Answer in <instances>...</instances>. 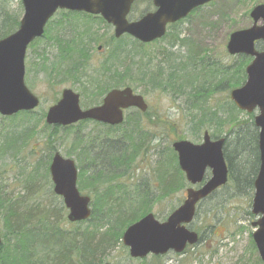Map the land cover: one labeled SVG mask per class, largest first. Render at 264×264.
Here are the masks:
<instances>
[{"label": "rangeland", "instance_id": "rangeland-1", "mask_svg": "<svg viewBox=\"0 0 264 264\" xmlns=\"http://www.w3.org/2000/svg\"><path fill=\"white\" fill-rule=\"evenodd\" d=\"M9 1V14L21 20L24 12L21 1ZM259 4H264V0H214L179 25L170 28L164 39L146 47L143 56L147 58L145 61L147 70H149L147 74L149 76L150 73H154L159 78V86L155 88L140 84L132 68L129 66L123 68L119 62H109L102 70L103 63L109 58L107 44L112 43L111 38L114 37L112 28L106 27L97 20L91 21L89 25L93 28L92 36H85L83 27L87 24H80L87 20L85 16L69 17V15L63 16L62 12L57 13L50 21L48 35L31 45L26 57V84L33 94L39 97L40 106L30 115H20L19 119L18 117L13 119L15 116L5 118L0 115V146L5 148L0 151V185L5 186L12 197L19 198L27 195L24 198L27 207L40 205L35 210L36 213L41 209L53 212L60 210L63 201L58 197H51L53 184L49 173L52 157L55 153H59L65 158L73 159L79 171H82L78 188L83 195L91 197L93 205L96 202V195L90 188L92 185L89 181L87 182V178L93 176L91 174L93 168L90 166L93 164L94 156L90 152L87 159L81 157V163L78 162L76 154L79 152L74 149L76 137L81 139L80 146L81 148L83 146V153L86 146H91L94 153L107 152L108 154L110 152L108 150L116 151L119 148H125V139H128V135H131L134 128H143L153 141L145 150L146 154L139 156L130 169L126 167L121 169L120 174L117 175L120 179L114 183L125 185L130 190L145 184L149 188L146 189L153 193V201L150 204L151 213L160 222H165L171 213L183 204L186 191L191 185L187 182L185 186L178 187L176 191L159 199L162 195L159 190V173L161 177L165 173L163 165L160 166L161 162L164 163L166 169L167 167L174 169L175 158L171 149L176 141L189 140L197 144L202 143L205 131L215 138L214 127L207 125L208 127L204 126L198 131L192 129L191 116L195 111L188 103L190 96L188 86L183 89L177 83L174 87L166 89L165 83L169 81L171 70L179 67L181 59H187L191 55L190 47L200 53L196 56V60L189 58L185 62L181 61V65L186 63L181 67L187 69V73L194 70L198 72L199 63H203V60L204 62L207 60L212 67H219L221 70L239 64L238 59L244 56L228 54L229 37L236 31L252 26L250 12ZM149 7V0H137L130 20L135 21L141 18L150 9ZM90 38L93 39L92 42ZM82 40L86 41L85 44L91 42V45L87 47L88 51L82 61L84 69L81 75L83 76L84 73L87 77L95 78L93 88H86L81 80L80 84H77L73 74L72 76L65 75L66 78H63V76L54 74L55 71H53L63 61L62 65L65 64V68L70 66L72 63L70 58L76 55L72 48H76ZM131 42L132 40L128 39L121 45L131 52L134 50ZM111 45L115 47L116 43ZM100 46L102 48L98 50ZM259 49H262V46ZM174 51L178 60L175 61L173 58L170 61L169 58L167 63H163L162 55H170ZM105 69L109 72L104 71ZM202 78L200 81L203 80ZM127 86L133 89L135 88L133 86H136V93L145 97L150 108L148 116H139L136 111H129L127 113L128 122L114 130L96 126L94 123H82L73 126L70 130L59 128L55 138L50 139L53 127L46 124L45 116L49 108L60 99L63 90L71 89L79 93L81 107L86 110L101 103L108 91ZM230 92L231 90L225 87L211 94L206 99L207 105H225ZM250 115L255 116L256 114L255 112L252 114L241 112L238 115L239 119L246 123L244 127L253 124L254 117L251 119ZM22 117L29 118L30 123L16 125L21 122ZM15 120L17 121L13 122ZM11 136L15 137L14 145L7 143ZM233 138L232 136L231 140ZM228 147L230 151L234 149L233 141L228 144ZM109 155L111 154L107 156ZM249 165L246 170H249ZM169 173L172 171L169 170ZM30 183L34 185L31 192L27 189ZM84 185L86 187L82 189ZM105 186L107 185L100 187ZM253 196L254 192L249 191L220 190L202 202L198 206L194 222L189 226L191 230L200 235L201 240L197 245L189 246L182 254L169 253L158 260L152 255L143 260L133 259L129 254V249L120 241L106 254L102 264H259L258 251H254L252 244V235L255 231L252 223L257 219L251 212ZM67 214L66 211L60 212V220L56 222L59 229L64 232L67 230L70 232L76 228H80L81 231L85 230L87 224L70 227ZM0 230L3 238L10 232L2 217H0ZM36 237L38 241L41 236ZM56 239L58 240V237ZM26 241H32V238L25 237L24 242ZM62 244L63 250L65 247L72 246L69 239H64Z\"/></svg>", "mask_w": 264, "mask_h": 264}, {"label": "water", "instance_id": "water-1", "mask_svg": "<svg viewBox=\"0 0 264 264\" xmlns=\"http://www.w3.org/2000/svg\"><path fill=\"white\" fill-rule=\"evenodd\" d=\"M135 1L21 0L24 15L19 29L0 40V114L12 116L22 111H33L39 106V98L25 84V59L28 46L43 37L46 26L57 11L101 16L114 26L117 39L129 35L148 44L162 39L168 25L188 17L195 9L213 0H153L156 8L154 12L137 21H129L128 16ZM250 17L253 25L232 33L227 51L231 56L245 55L253 58L246 68V83L231 91L230 98L239 110L250 114L257 112L254 122L259 129L260 167L254 182L252 214L258 219L252 224L256 228L252 237L264 264V50L259 52L256 49L257 43H264V4L255 6ZM130 108L143 112L147 110L144 98L134 94L130 87L110 91L101 106L86 111L81 109L80 95L65 89L58 103L48 110L46 123L67 127L92 120L116 126L124 122V110ZM225 142V138L213 141L206 132L204 142L200 145L187 140L173 143L179 166L187 181L193 186L204 184L199 189L189 188L184 203L165 222H160L151 213L125 231L122 242L129 248L133 259H144L149 255L164 256L169 252L181 254L188 246L199 242V235L190 230L189 226L195 219L197 206L228 183ZM209 170L211 177L205 181ZM50 172L54 192L63 198L68 209V221L78 223L89 220L92 215L91 198L81 195L78 190V168L75 161L56 153Z\"/></svg>", "mask_w": 264, "mask_h": 264}, {"label": "trees", "instance_id": "trees-1", "mask_svg": "<svg viewBox=\"0 0 264 264\" xmlns=\"http://www.w3.org/2000/svg\"><path fill=\"white\" fill-rule=\"evenodd\" d=\"M149 1V8H151V0ZM9 2V0H0V39L11 35L20 25V20L11 16L8 12ZM149 10L150 9L147 11ZM196 13L197 12L194 14ZM62 14L63 16L69 15V17H73L74 15L81 16V14L71 12H62ZM84 16L88 22L85 20L80 24H87L83 27L85 36H92L91 32L93 28L89 25L91 21L97 20L103 25H106L101 18ZM177 25L179 24H175L170 28ZM93 34L97 33L93 32ZM47 35L48 30L45 37ZM128 39L132 40L130 44L134 47V50L131 52L121 45L128 41ZM90 40L92 42L93 39L90 38ZM111 41L112 43H116V45L113 47L111 42L107 44L109 48V58L103 63L102 70L105 68V64L116 61L119 62L123 68L128 66L132 68V72H134V75L140 80V84H144L148 87L151 86L152 88L159 86V78L154 75V73H150L149 76L147 74L149 71L145 63L147 58L143 56V51L149 45H143L128 36L119 40L112 37ZM85 42L82 40L81 44L76 45V48H72L76 55L70 58L72 63L68 66L69 68H65V64L62 65L63 61L60 66L58 68L55 67L53 71H55L54 74L63 76V78H66L65 75L72 76L73 74L75 77L74 79L78 82L77 84H80L81 80L83 82L82 85H85L86 88H93L95 87V78L93 76L87 77L84 73L83 76L81 75L84 69V63L82 61L88 51L87 47L91 45V42L87 44H85ZM260 46L263 48L262 44L259 45V47ZM174 52L170 53V55H162L164 58L162 62L167 63L169 58L170 61H172L173 58L177 61L178 59L175 57L176 52ZM190 52L191 55L187 57V59H181L182 62L189 60V58H195L196 60V56L200 53L199 51H194L191 47ZM175 61L173 60V62ZM181 61L179 62V67H174L171 70L172 73H170L169 81L165 83L166 89L174 87L177 83H179L183 89L188 86L187 88L190 89L188 103L191 104L190 108H193V111H195L191 116L192 129L198 131L202 127L208 125L209 127H214L213 134L215 138L226 137L224 155L228 163L230 176L229 183L220 190L228 191L230 189H235L240 192H254V182L260 165L258 130L254 128V123L244 127L246 123L240 120L238 116L241 112L233 102H231L230 98L226 100V104L223 106L220 104L208 106L206 102V99L211 94L225 87H228L230 90L241 87L247 79L245 70L250 59L244 56L238 59V61H240L239 64L225 67L222 70L219 67H212L210 62L207 60L204 62L203 60V63H199L200 68L198 72L194 70L189 73L186 72L187 69H182L181 66H184L186 63L181 65ZM125 64H127V66ZM197 65L198 62L196 66ZM61 68L62 70H60ZM104 71L109 72L107 69ZM201 78L203 79L202 81H200ZM83 79L85 81H83ZM133 87H135L134 89L136 91L137 87ZM20 115L30 114L22 113ZM19 116L13 119L17 117V119H19ZM139 116H142V114L139 113ZM250 116L251 119H253V115ZM16 121L17 120L13 122ZM30 121L29 118L25 119L22 117L21 122L16 125L28 124ZM95 125L99 126L98 124ZM59 128L61 127H53L50 139L55 138V134ZM71 128L72 127L66 129L70 130ZM225 128L227 129L224 131ZM114 129L115 128H111V130ZM29 130H27V132ZM232 136L234 137L233 140H231ZM14 138V136L8 138V145L15 142L13 140ZM151 141H153L152 138L144 132L143 128H134L131 135H128V139H125V148H119L116 151L112 149L114 152L108 150V152L110 151L108 154L111 155L107 156V152L94 153L93 147L91 146H86L83 153V146L82 148L80 146L81 139L78 138V136L76 137L74 149L79 152V154H76L78 162L81 163V157L87 159V155L90 152H92L94 156L92 159L93 164L90 166L93 168L91 173L93 176L87 178V182L89 181L92 185L90 188H92L96 195V202L92 205V216L83 223L70 224L68 222L70 227L87 224L83 231H81L80 228H76L70 232L69 230L64 232L59 229L56 222L60 220V212H67L63 202L60 210L53 212L49 211L47 208H43L47 210L41 209L36 213L35 210L40 207V205L27 207L25 204L26 200L24 199L27 195L19 198L12 197L5 189L6 187L0 185V217L5 220L10 231L9 234H6L3 238L4 240L0 245V264H102L106 254L121 241L126 229L152 212L150 210V204L153 201V193L146 189L148 187L145 184L144 186L139 185L137 188L130 190L125 187V185L114 183L115 181H119L120 177L117 175L120 174L119 172L123 167L130 169L139 156L146 154L145 150L148 149ZM231 141L234 143V149L230 151L228 144H230ZM3 149L5 148L0 146V151ZM171 152L175 158L174 169L171 170L170 167L166 169L163 162L160 164V166L163 165L165 173L163 177H161V173H159V190L162 192L159 199L168 196L171 192L176 191L178 187H183L187 183L184 173L178 166L174 150L171 149ZM97 155H99L98 157L100 158H98ZM248 164L252 165L251 167L249 165V170H246ZM169 170L172 171V173H169ZM81 172L82 171H80L79 174L80 179L82 175ZM30 184L31 185H29L27 189L31 192V190L34 189V185L33 183ZM102 185L107 186L101 188L100 186ZM85 187L86 185H84L82 189ZM50 195L52 198L58 197L52 191ZM36 236H41L38 241ZM25 237H31L32 241L24 242ZM57 237L58 240L56 239ZM64 239H69L72 246L70 248L65 247L63 250L62 243H64ZM252 244L254 251H256L253 241ZM161 258L162 257H154L156 260ZM258 262L262 264L260 260Z\"/></svg>", "mask_w": 264, "mask_h": 264}, {"label": "flooded vegetation", "instance_id": "flooded-vegetation-1", "mask_svg": "<svg viewBox=\"0 0 264 264\" xmlns=\"http://www.w3.org/2000/svg\"><path fill=\"white\" fill-rule=\"evenodd\" d=\"M151 2H152V0H151ZM182 23V22H181ZM178 24H180V23H178ZM149 110H150V108H148V111L146 112V115L145 116H148L147 114L149 113ZM127 117V116H126Z\"/></svg>", "mask_w": 264, "mask_h": 264}]
</instances>
